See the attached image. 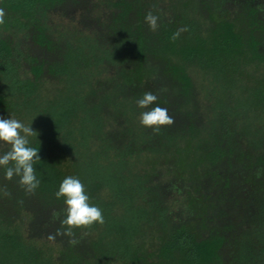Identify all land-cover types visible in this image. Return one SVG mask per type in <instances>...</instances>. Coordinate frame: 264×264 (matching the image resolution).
Listing matches in <instances>:
<instances>
[{
	"label": "trees",
	"instance_id": "16d2710c",
	"mask_svg": "<svg viewBox=\"0 0 264 264\" xmlns=\"http://www.w3.org/2000/svg\"><path fill=\"white\" fill-rule=\"evenodd\" d=\"M0 8V118L31 125V111L45 117L54 109L57 123L68 124L59 140L31 126L30 146L41 160L34 192L21 186L24 196L12 195L19 177L6 179L0 166V264H264L257 220L264 211V0H0ZM56 10L82 16L55 32L49 19ZM149 11L159 17L156 31L145 21ZM107 20L123 43L121 56L93 59L79 45L72 57L70 29ZM250 63L261 72L252 94L262 113L242 120L238 109H220L209 94L217 82L203 72ZM72 66L87 69L90 97L100 101L95 132L81 128L74 144L68 138L84 119L85 96L40 101L46 83L63 80ZM148 91L158 100L141 109L137 101ZM156 106L175 121L159 132L139 121ZM91 133L95 148L85 145ZM8 150L0 142V155ZM68 176L84 184L105 221L74 229L75 246L68 236L48 239L66 227L64 198L55 193ZM109 234L122 244L110 245Z\"/></svg>",
	"mask_w": 264,
	"mask_h": 264
},
{
	"label": "rangeland",
	"instance_id": "374dc122",
	"mask_svg": "<svg viewBox=\"0 0 264 264\" xmlns=\"http://www.w3.org/2000/svg\"><path fill=\"white\" fill-rule=\"evenodd\" d=\"M82 16L81 10L70 11L69 13H63L60 10H56L50 16L49 23L55 32H58V28H64L67 23L69 24H78V19ZM90 25L89 27H79L75 29H70L69 41L72 43V47L70 50L71 56L76 57L80 55L82 51L79 50V45L86 48L87 54L92 55L93 59H103L107 57H120L121 56V46L123 43L121 40H118L117 37L111 36L112 27H110L111 22ZM61 24V25H60ZM108 24V25H107ZM59 28V29H60ZM94 68V67H92ZM85 68H80L76 66H72L70 68V73L64 77L63 80L60 81H50L46 83V88H43L42 97L40 101L46 105L47 99H54L55 102L59 101H67L69 100V96L75 95V93L79 95L85 96L84 100L80 103L79 109L84 113V119H77L76 126L77 130H75V136L69 137L68 140L71 144H74L75 137L80 135L81 128L82 131L85 132L86 129H92L93 133L94 122L99 117V109H100V101L92 100L91 92L92 88L95 87V83L87 84L84 79V72L87 70ZM90 70V69H89ZM260 71L257 70V66L255 63H250L248 65H244L239 70L235 71L229 69L228 72L222 73L213 71L203 72L205 76L212 79L214 78L215 82H217V86L210 89V96H213L215 100L218 101L220 105V109L227 111L238 109L242 113V120L247 118H256L262 113L261 107L255 105L254 97H253V89L257 86L255 79L260 77ZM251 79V80H250ZM247 87V93H243V89ZM91 98V99H90ZM217 104V103H216ZM217 106V105H216ZM221 110V111H222ZM54 113V109L52 110ZM232 112V111H231ZM37 111L30 112L31 126L34 128H42V130H46L51 137L55 139L62 138V134L68 129V124L66 122L57 123V116L55 114H51L50 116H41L37 115ZM219 114V112H218ZM217 114V115H218ZM93 124V126H91ZM95 137L94 134L91 133L88 140L85 142L87 147L95 148ZM93 143V144H92ZM92 144V145H91ZM85 146V147H86ZM57 149H59L57 147ZM87 161H82L81 163L86 165H92L95 161L92 159ZM143 174V172H142ZM141 185L145 186V181H141ZM138 186V185H136ZM135 186V187H136ZM13 187L15 189L12 195L18 197H23L24 194H18V190L21 185L17 182H13ZM134 195L137 199V205L139 208H143L145 206L142 198H137V196H141L138 194L137 189L134 188ZM145 197L150 198V194H146ZM31 198V197H30ZM122 201L119 200V203ZM90 203L96 205V200L90 199ZM120 205V210L122 214H131V211H127L124 208L123 204ZM98 204V202H97ZM154 206V205H153ZM152 206V207H153ZM155 207V206H154ZM258 222H259V232L264 236V211L258 213ZM247 224L249 221L248 217H243L239 220ZM243 223V225H244ZM104 228H107L104 226ZM108 242L110 245H121L122 240L116 234H109Z\"/></svg>",
	"mask_w": 264,
	"mask_h": 264
},
{
	"label": "clouds",
	"instance_id": "9594fccd",
	"mask_svg": "<svg viewBox=\"0 0 264 264\" xmlns=\"http://www.w3.org/2000/svg\"><path fill=\"white\" fill-rule=\"evenodd\" d=\"M6 13L0 8V25L5 23ZM159 17L149 11L145 16V21L151 31H156L159 27ZM182 31L179 29L172 36L176 40ZM158 97L151 91L145 92L141 99L137 101V106L147 109L154 104ZM140 124L144 127L152 128L154 132H159L162 126L174 124V118L169 114L168 109L161 106L152 107L143 111L139 117ZM37 136L31 125H25L15 118H0V142L9 146V150L0 155V166L5 168V177L12 180L14 176L19 177V184L28 192L32 193L39 186L40 181L36 176L35 163L40 160L39 148L31 147L29 137ZM8 195V193H5ZM57 199L64 198L66 205L65 218L60 221L62 226H66L64 231L57 229L55 234H50L48 239L54 241L56 236L74 237V229L89 228L94 224H104L102 210L90 203L84 184L76 177L68 176L63 179L59 190L55 193ZM53 217L59 214L53 212ZM79 241L75 238L69 239V244L75 246Z\"/></svg>",
	"mask_w": 264,
	"mask_h": 264
}]
</instances>
